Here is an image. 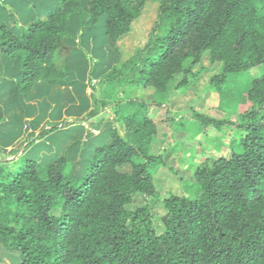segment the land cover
<instances>
[{"label":"trees","instance_id":"16d2710c","mask_svg":"<svg viewBox=\"0 0 264 264\" xmlns=\"http://www.w3.org/2000/svg\"><path fill=\"white\" fill-rule=\"evenodd\" d=\"M148 2L158 3L148 42L106 69L103 81L165 95L177 75L178 86L188 87L191 66L209 53L211 64H221L211 79L220 91L230 76L264 67V0H60L30 8L25 23L0 2V71L11 68V97L31 100L38 85L78 86L69 66L85 58L79 43L94 41L103 27L106 52L118 55ZM247 99L228 152L196 168L195 198L157 191L153 169L167 166L171 150L156 118L165 106L143 96L116 103L114 120L87 130L51 162L24 156L0 179V264H264V74ZM54 129L64 125L51 124L36 139ZM162 141L165 151L154 152Z\"/></svg>","mask_w":264,"mask_h":264},{"label":"rangeland","instance_id":"374dc122","mask_svg":"<svg viewBox=\"0 0 264 264\" xmlns=\"http://www.w3.org/2000/svg\"><path fill=\"white\" fill-rule=\"evenodd\" d=\"M12 1L0 0L13 9L21 23H25L30 8H54L60 0H19L15 5ZM157 14L158 3L148 2L143 14L132 23L131 32L118 42V55L106 52L103 27L94 31V41L86 37L79 43L85 58L76 56L69 66L70 77L78 80V86L48 88L38 85L31 100H18L11 97L9 90L7 79L11 77V70L2 74L0 111L5 123L0 125V179L8 170L19 166L24 156L36 157L43 164L51 162L81 140L87 130L98 132L107 121L114 120L116 103L143 96L147 101L161 102L165 106L156 113V118L161 120L159 133L168 137L171 150L165 157L167 166L153 169L157 191L161 197L173 194L195 198L199 194L200 187L194 178L196 168L228 152L231 142L239 137V125L250 106L247 90L253 79L264 74V67L230 76L220 91L211 79L220 74L221 64H211L209 53L204 54L201 65L191 66L195 80L188 87L178 86L182 76L177 75L165 95H158L151 89L144 91L129 83L103 81L106 69L128 60L148 42ZM94 110L96 114L90 116ZM199 113L213 118L219 125L202 124L195 116ZM51 124H63L64 129L51 130L36 139ZM166 147L165 141L155 143L154 152H164ZM136 202L143 204V197L138 195ZM155 210V228L161 233L163 225L158 214L161 210L164 214V210L161 204Z\"/></svg>","mask_w":264,"mask_h":264},{"label":"crops","instance_id":"0c3cea01","mask_svg":"<svg viewBox=\"0 0 264 264\" xmlns=\"http://www.w3.org/2000/svg\"><path fill=\"white\" fill-rule=\"evenodd\" d=\"M10 70H11V68H10ZM10 70H9V71H10ZM1 76H2V73H1V71H0V77H1Z\"/></svg>","mask_w":264,"mask_h":264}]
</instances>
